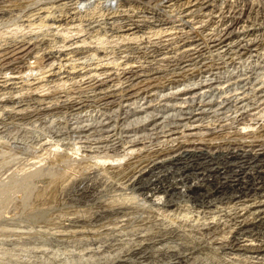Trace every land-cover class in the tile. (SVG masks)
Returning a JSON list of instances; mask_svg holds the SVG:
<instances>
[{"label": "bare ground", "instance_id": "1", "mask_svg": "<svg viewBox=\"0 0 264 264\" xmlns=\"http://www.w3.org/2000/svg\"><path fill=\"white\" fill-rule=\"evenodd\" d=\"M8 1L11 2L12 0ZM16 1L17 4L9 3L0 9V18L5 13L8 14L9 11H13L24 0ZM116 1L130 2V0ZM143 1H146L147 5L154 4L155 7L159 6V8H151V11H148L150 8L146 6L145 8H136L137 6L134 7L133 4L120 10V2L108 1L106 10L111 6L113 12L112 14H103V16L109 19L108 23L111 24L110 29L112 31L116 28L118 29L119 33L115 34H119V36H116L117 39L112 40L116 43L115 49L112 43L113 49L111 51H109L110 49L108 50L107 46L109 45L107 44L112 41H109L110 37L104 32V29L96 31L91 36L95 38L96 45L89 39L91 37L88 36L81 40L80 38L76 40L75 47L77 49L78 47L87 49L86 52H91L89 54L91 58H109L108 56L115 50V57L117 56L118 61L112 58L114 55H111L113 60L107 63L97 60L91 67L86 68L85 72L76 70L77 67L74 66L72 68H64L62 66L53 68L52 66L55 63L49 64V85L53 84L52 87L54 88L52 97L44 99L33 97V102L29 106L31 110L25 113L28 103L26 102V105L21 104L23 102L16 101V96L14 95L15 97L12 96L11 100H9L10 103L12 102L10 111L17 115L27 114L29 117H34L38 114L55 115L58 113L57 115H59L61 112H71L77 117H82L81 115L89 107H100L107 104L109 106L110 104L112 106L117 105L115 102L117 103L119 99L122 100L124 98L125 106H120L119 109L126 110L127 115L130 113L133 119L129 123L127 122L128 125L121 126L124 128L123 131L127 133L124 138L123 134L120 133L123 141L119 138L120 136L117 132L115 134L116 129L114 128L116 127H113L115 126L114 123L109 120L111 118L107 117L109 115H103L102 113L96 124L93 121L95 125L92 122L74 125V131L77 133L79 131L83 134L78 135H80L79 140L85 143V148L83 150L81 146L76 145L70 149L73 154L78 156L88 152V155H84L89 158L83 156L88 159H96L95 163L102 166L128 158L126 164L117 165L122 168L123 171H120L124 172V179L130 185H139L143 183L146 177H149V180L147 179L148 183L151 187L155 186L153 191L157 196L158 194L161 196V194L166 192L164 189L158 188L159 183L162 185L163 181H167L166 174L170 176L176 172L187 177L194 172L197 175L204 176L208 172L214 171L219 173L220 178L227 179V181L234 180L239 174H245L249 178V182L244 181L245 183L241 184L240 193L242 195L212 211H200L194 214L189 212L186 219L194 221V224L196 222L195 226L200 233L205 234L204 236L207 239L209 238L217 245L226 246L238 253L242 251L244 253L250 252L253 254V260L260 261L263 259L261 256L264 253V238L258 232L256 233L255 230L264 226V190L262 189L264 180L262 179L258 184L259 181L255 180V177L257 174L264 177V64L262 63L264 60L256 63L253 68L246 69V71L235 70L234 68L233 71L228 70L229 72L221 71L220 69L222 68L223 70L224 66L220 67L221 63H218L219 60L225 61L227 59L228 61V59L232 60V56L242 57L241 55L243 54L255 51V48L258 47V42L256 39L250 38V36H255L256 29L254 30V27L249 28L248 25H245L246 21L242 20L245 9H239L240 7L238 6L239 10H234L233 5L230 3L226 12L229 13L231 18L227 21H213L212 25L209 24L213 26L212 28L211 26L209 27L211 28L210 31L207 29L208 27L203 26L205 35L202 38L195 34L197 29L193 28L194 23H191V19L195 15L206 18L214 17L218 13H224L222 10L224 4L222 5L220 0ZM256 1L247 0L250 9L253 8ZM66 3L67 0H55L54 2L51 0L49 9H47L48 6H37L38 8L33 10L34 12L31 15L27 14L29 17L27 25L37 23L40 26H47L48 18L50 20V17L55 15L52 9L55 6L66 8ZM85 8L87 10V7ZM177 8L180 9L178 10L179 15L176 13L174 15V11ZM159 11L161 12L159 13ZM35 13L38 16H35L36 21H33L30 16L33 17ZM235 26L238 27L236 28ZM191 29H193L192 32ZM106 31L108 30L106 29ZM81 36L82 34L78 35V37ZM21 40L26 39L23 38ZM15 41L17 40L15 39ZM140 42L146 45L141 47L138 45ZM56 47L57 45L54 46L52 44L51 50ZM14 51L15 49H12L1 54L3 57L5 56L2 61L14 56L17 53ZM120 56L124 58L123 61H119ZM139 58H145L149 66L143 67L139 65L140 69H136L134 65L140 64ZM14 63L6 62L3 67L9 69V66ZM0 67L2 68V65ZM112 72L114 76H119L121 72L124 79L117 82H113V77L107 79ZM43 73L36 78H44ZM17 77L16 75L11 79L4 78L5 81L0 80L1 94L11 95L21 91L18 88V82L15 81ZM25 77L20 76L19 78L24 81L28 80ZM85 79L86 81H84ZM69 81L79 84L78 86L82 88H79L81 91L75 96L72 95V97L62 93V95H59L60 88L70 83ZM82 81L84 82L80 83ZM119 82L121 83L119 84ZM32 84L34 83L30 82L28 86ZM22 89L25 90L24 87ZM33 89L36 90L35 88ZM260 119L263 122L257 126L258 122L256 123V121ZM247 129L253 130L247 132ZM52 147L54 153L62 150V146L59 143L54 144ZM133 156H135V160L130 161ZM59 158L62 157L59 156ZM89 167L92 168L90 164ZM168 167L173 168L174 172H170ZM166 168L169 171L165 170ZM162 172H166V174ZM260 184H262V187L257 188ZM177 215L173 212V214H168L167 218L171 221H177L180 219H176L178 218ZM115 219L117 218L115 217ZM147 219L149 220V218ZM153 221L156 222L155 220ZM173 224V222L172 225L168 223V227H159L155 226V224L152 225L155 228L151 230L149 229L151 224H149V228L148 226H146L147 228L135 227V229L133 228L134 230L126 232L116 231L117 233H113L105 239L102 238V240H100L101 238L97 239V237L86 243L82 242L85 243L84 247L88 254L94 255L96 250L97 252L101 250L99 253L104 252L112 255V258L108 259L109 262L107 264H129L132 258L151 263L202 264L199 261L201 258L198 260L196 256L200 247L195 245L193 240V243L190 242V238L188 240L185 237L186 235H184L185 233L182 229L175 227ZM79 232L88 233L86 229ZM79 232L78 234H80Z\"/></svg>", "mask_w": 264, "mask_h": 264}, {"label": "rangeland", "instance_id": "2", "mask_svg": "<svg viewBox=\"0 0 264 264\" xmlns=\"http://www.w3.org/2000/svg\"><path fill=\"white\" fill-rule=\"evenodd\" d=\"M54 1L55 0H53V2ZM114 1L116 3L120 2L116 0ZM220 1L222 5L224 4V6H222V10L224 13H218L217 15L215 14L214 17L206 18L195 15L193 19H191V23H194L193 28L197 29V32H195V34L203 38L205 35L203 32V26L208 27L207 29H209L210 31V29L213 27L211 25L215 22V20H229L231 17L229 13L226 12V10L230 3L231 5H233L232 7L234 10L245 9L244 14L242 15V20L246 21L245 25H248L249 28L254 27V30L256 29L255 36H250V38L256 39V41L258 42V47H256L255 51H253L252 53L243 54L244 56L241 55L242 57L237 56L238 58L236 56H232V60H219L218 63H221L220 67L224 66L223 70L222 68L220 70L225 72L233 71L234 69H238L241 71H246V69L249 70L256 66V63H260L262 62V60H264V1L255 0L259 5L254 2V6L252 9H250L249 2L247 3V0ZM16 2V0H12L11 2H9L8 0H2L0 9L4 8L9 3L17 4ZM21 2L22 3H20L18 6H22V4L24 5V2H26V0ZM50 2L51 0H49L48 2L36 3H39L38 7H47L50 6ZM143 2V0H130V2L127 3L120 2L119 4H121L122 6H120V10H123L124 7L127 8L129 5L133 4L134 7L137 6L136 8H145L146 6L147 8H150L148 9V11H151V8H159V6L155 7L154 4L147 5L146 1L144 3ZM38 7L35 6V9H37ZM15 9L16 7L14 8V10ZM178 10L180 9L177 8V10L174 11V15L178 14ZM13 11H9L8 14L5 13V15L1 16L0 18V38L6 37L7 31L10 30L9 28L15 25L17 26L14 28L15 32H17L18 29L24 30L26 27L34 32H37L39 29H42V27H44V25L40 26L37 23H35L34 25L25 26V24H23L24 22L18 25H14V18L18 16L11 17L12 15L17 14ZM160 12L161 11H159V13ZM221 17L223 20L221 19ZM5 19L6 21L3 22V20ZM210 26L211 28H209ZM235 27L237 28L238 26ZM235 27L234 29L237 30ZM192 31L193 29H191V32ZM11 37H14L15 39L19 38L18 36L15 37L12 35L9 38ZM112 43L113 42H109L107 44L109 46L106 45L108 47V50L110 49L109 51H111V49L113 48L115 49L116 43H113L114 46L112 45ZM111 45L113 46V48ZM138 45L143 47L146 44L140 42ZM8 50L10 51V49L8 48L6 52ZM115 54V50H113V53L111 55L114 56H108L109 58L107 59H109V61L113 60L112 58L117 59V56L115 57ZM234 57H236L237 59ZM11 58L14 60V62L18 60L14 57ZM11 58L6 59L5 63L6 61L12 60ZM123 59L124 58L120 56L119 61H123ZM13 60L11 61V63H14ZM138 61L140 64L137 63L138 65H134L136 66V69H140L139 65L143 67L149 66L146 63L145 58H139ZM2 62L0 61L2 65V68L0 67V69H2L0 71V77L11 79L12 77L16 76H12V74L15 73H11L10 71L16 70V68H13L14 66H16V63H14L9 70L3 67V64L5 63ZM262 63L264 64V61ZM18 72H22L21 76H23L25 70L23 68V70ZM121 72L119 76L113 75V82H117L118 80L121 81V79H124ZM84 81H86V79ZM84 81L80 83H83ZM70 83H67V85L63 88H60L61 90L59 95L63 94L72 97V95L75 96L79 91H81L80 89L82 88L78 86L79 84L75 82ZM120 83L121 82H119V84ZM52 85H49V96L45 97V93H39L40 91H35L33 89L34 87H25V90L23 89L20 92L11 95H3V93L1 94L0 92V264H107V262H109L108 259L112 258V255H108L104 252L99 253L101 250L98 252L96 250V253L94 255L88 254L86 248L84 247L87 241L93 240L94 238L96 239L97 237V239L101 238L100 240H102V238L105 239L111 236V234L113 233H117L119 231L126 232L129 230H134L135 227L142 228L148 226L149 228V224H151L149 228L150 230L155 228L154 226H152L155 224V226L159 227H168L167 224L169 223L172 225V222L174 223L173 225H175V227H180L182 229V231L185 233L184 235H186L185 237L187 239L190 238V240L188 239L190 242H192L193 240L195 245H198L200 247V250L197 252L196 256L198 260L200 258L202 259L199 260L202 262V264H264V253L263 256H261V258L263 257V259H261L260 261H255L252 258L253 254L250 252L244 253L242 251L238 253L234 250H230L226 246L224 247L223 245H217L209 238L207 239V237L204 236L205 234L203 235V233H200V231L195 226L196 222L194 224V221L188 218L186 219L187 213L189 214V212L191 214H194L200 211H212L215 210V208L217 209V207H221L232 202L234 199L242 195L240 193L242 188L241 184L245 183L244 181L249 180V178L246 177L245 174H239L234 180L227 181V179H224L222 177L220 178L218 175L219 173L214 171L208 172L207 175L204 176L197 175L192 172L186 177L179 175L178 173L173 171V168L168 167L170 172L173 171L175 174L172 172L173 175L169 176L166 174V172H162L166 174V180L168 182L163 181L162 185L161 183L158 184V188L164 189V191H166V194H161V196L160 194H158L157 196V194H155L153 191V188H155V186L153 185L151 187V185L148 183L149 177H146L143 183L139 185H130V183L127 182L123 177L124 172L120 171L122 170V168L120 166H117L119 164H126L128 158L122 161H113V163L110 162L109 165L107 164L106 166H102L95 163L96 159L90 158V160L88 159V156L84 155L88 152L81 154L82 156H77L76 154H73L72 150H70L76 145L81 146L83 150L85 148V143H82L83 141L79 140L80 135L83 134H81L79 131L78 133L75 132L74 125L82 124L83 122H88L87 124L92 122V124L95 125L97 123L96 121L99 119V116H102V113L103 115H109L107 117L111 118L109 120L111 121V123H114L115 126L113 127H116L114 128L116 129L115 134L117 132V134H119L120 136V133H122L124 138L125 134L127 135V133H125L126 131H123L124 128L122 127L126 126V124L128 125L131 119H133L130 113L128 114L129 116L127 115L126 110H121V108L119 109L120 106H125V101L123 100L124 98L122 100L119 99L117 103L115 102V104L117 105L112 106L110 104L109 106V104H107L101 105L100 107H89L81 115L82 117H77L76 115H74V113L71 112H61L59 113V115H57L58 113L55 115L38 114L34 117H29L27 114L17 115L13 111L12 114V112L10 111L12 102H9L12 96H16V101L23 102L21 104L26 105L28 103L26 105L27 110L25 111V113H27L29 110H31L29 106L32 104L31 102H33L34 98L44 99L47 97H52V92L54 90ZM26 88L29 89L30 92L26 91ZM77 88L80 89L78 90ZM35 89L38 90V88ZM31 92L34 94L32 95ZM121 102L122 104L120 105ZM90 108H92L91 111ZM89 117L92 119L94 118L95 120H90ZM128 118L129 120H127ZM93 121L95 124L93 123ZM115 122L118 126L115 124ZM261 122H263V120H257L256 125L259 126ZM252 130L253 129H247V132H251ZM121 136L119 138L123 141V138ZM56 142L59 143L60 146H62V150L58 153H54L52 147L54 144H57ZM83 155L88 158H85ZM59 156L62 158L65 156V159L59 158ZM134 160L135 156L130 159V161ZM89 164L92 168L89 167ZM94 165L95 167H93ZM84 167L85 169H83ZM165 170L169 171L167 168ZM259 176L260 175L257 174L255 177V180L259 181L258 184L262 181V179L264 180L263 176ZM258 187H262V184L258 185L257 188ZM262 189L264 190V187H262ZM155 195L157 196L156 199ZM19 202L21 203V206ZM116 204H118L119 206ZM124 205L125 207H123ZM116 206L117 208H115ZM14 209L17 211H15ZM173 212L175 213V215H177L178 213V215L182 214L180 215L182 217L177 215L178 218L176 219L180 218L179 220H169V218H167V215L173 214ZM115 217L117 219H115ZM158 217L160 218V220ZM147 218L151 220L149 221ZM153 220H155L157 223ZM166 220L168 221V223ZM160 221L164 222L161 223ZM200 221L203 222L202 220ZM118 222L120 225L118 224ZM94 228L96 229V231ZM85 229L86 231H88V233H90L88 234L79 232L80 230ZM255 231L264 238V226H262L261 228L258 227ZM78 232L82 234L80 235L78 234ZM82 241L85 243H83ZM106 255L107 257H105ZM102 257H104L105 260L104 258L102 259ZM132 259L129 264H163L162 262L151 263L135 258ZM134 260H136L137 262Z\"/></svg>", "mask_w": 264, "mask_h": 264}, {"label": "built area", "instance_id": "3", "mask_svg": "<svg viewBox=\"0 0 264 264\" xmlns=\"http://www.w3.org/2000/svg\"><path fill=\"white\" fill-rule=\"evenodd\" d=\"M48 1L49 0H26L24 5L17 6L13 11L17 14L12 15L11 17L19 16V14L21 15L20 17H16L18 19L14 18V25H18L19 23L21 24L22 22L27 25L29 22V17L26 15H31L32 12H34L33 10L35 9V6H38V3L36 2ZM108 1L109 0H67L66 8L55 6V8L52 9L55 15L50 17V20L48 18V25L42 27V29L38 30L37 32L30 30L28 27H26L24 30L18 29L17 32H15L14 28L17 26L15 25L10 27V30H8L6 33L7 36L0 38V59L5 57H3L1 54L6 53L8 48L10 50L15 49L14 52H17L14 56H16L15 59L19 60L16 61L17 65L13 67L16 68V70H10L13 64L9 66V70L11 73H15L12 74V76H18L15 78V81L18 82V88L23 90V87L25 88L33 86L34 88H38V90L35 91H40L39 93H45L46 95H44V97L49 96V64L55 63V65L52 66L53 68H55V66L72 68L74 66L77 67L76 70L85 72V69L91 67L92 64H95L97 60L102 63L109 62L107 57L102 56L104 58L94 59L89 55L91 52H86L87 49L85 50L81 47H78L77 49L75 47L76 40L79 38L81 40L86 36L91 37L96 31L100 29H104V32L110 37V41L114 40L115 38L117 39L116 36H119V34L115 33H119L118 29L116 28L114 31H112L110 29L111 24L108 23L109 19L103 16V14H112L113 12L111 6L106 10ZM85 7H87V10ZM47 9H49V6ZM85 14L87 15L84 16ZM35 16H38L37 13H35L33 17L30 16V19L33 18V21H36ZM4 21H6V19L3 20V22ZM106 29L108 31H106ZM86 33L87 35H85ZM79 34H82V36L78 37ZM11 35L15 37L18 36L19 38H17V41H15L14 37L9 38ZM23 38L26 40H21ZM89 39L92 40L93 43H96L94 37ZM52 44H54V46L57 45L54 50H51ZM29 46L30 48H28ZM5 60H3L2 63H5ZM6 62L11 63V61ZM23 68L25 70L23 76L25 77L26 74L25 78H28L26 81L19 78L22 74L18 73V71L23 70ZM41 71L44 72L42 75L45 77L36 78L42 73ZM108 76L109 77H107V79H111L113 77V73L109 74ZM0 80L5 81L4 77H0ZM30 82L34 84L28 86ZM26 91L29 90L26 89Z\"/></svg>", "mask_w": 264, "mask_h": 264}]
</instances>
